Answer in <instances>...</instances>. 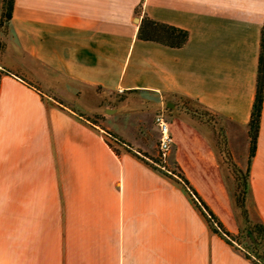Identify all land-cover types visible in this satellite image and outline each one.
<instances>
[{
    "label": "crops",
    "instance_id": "obj_1",
    "mask_svg": "<svg viewBox=\"0 0 264 264\" xmlns=\"http://www.w3.org/2000/svg\"><path fill=\"white\" fill-rule=\"evenodd\" d=\"M143 16L188 41L139 40ZM263 29L264 0H14L0 29V264H254L181 185L105 136L153 157L135 130L126 136L104 114L93 124L97 113L79 104L138 91L217 116L213 127L175 107L165 164L236 235L243 219L218 131L244 171ZM246 208L264 227V93Z\"/></svg>",
    "mask_w": 264,
    "mask_h": 264
},
{
    "label": "trees",
    "instance_id": "obj_2",
    "mask_svg": "<svg viewBox=\"0 0 264 264\" xmlns=\"http://www.w3.org/2000/svg\"><path fill=\"white\" fill-rule=\"evenodd\" d=\"M13 7L14 0H2L0 14V29H2L3 32H5V28H7V25L12 18ZM137 38L141 41L155 42L169 48L179 49L183 47L188 41V32L171 25L154 21L147 16H143L138 27ZM1 48L2 45H0V50ZM5 72L9 73L8 71ZM263 93L264 29L262 32L261 49L257 68L256 94L248 125V136L250 146L247 168L242 171L233 163L229 153L225 148V144L222 150L225 154L226 163L230 167L231 172L236 181L235 202L237 208L240 210V214L244 223V227L236 235L231 234L225 229L221 221L202 200V198L192 187L190 182L186 179L183 172L177 167V165H175V167L178 172L175 173L174 171L167 169V166L164 163H161L159 159L151 157L147 153L133 151L132 147L128 143H126L122 138L118 137L117 135L111 132L105 131L106 138L113 140V142H115L118 146L122 147L125 151L135 155L146 165L150 166L153 170L157 171L158 173L167 178L174 180L176 183L181 185V187L190 197L193 205L196 207V209L199 210V212L206 220L210 230L221 238H223L230 245H233L240 249L248 259L252 260L254 264H264V227L260 223H252L250 221L246 212L245 201L248 192L249 164L255 154L258 132L260 127ZM243 235H245V237L250 242L253 253L252 255L249 254L247 250L248 247L245 248L240 246L239 237ZM234 243H236L237 246L234 245Z\"/></svg>",
    "mask_w": 264,
    "mask_h": 264
},
{
    "label": "rangeland",
    "instance_id": "obj_3",
    "mask_svg": "<svg viewBox=\"0 0 264 264\" xmlns=\"http://www.w3.org/2000/svg\"><path fill=\"white\" fill-rule=\"evenodd\" d=\"M167 100L169 99H161L158 95L153 93L134 91L116 93L112 95L111 99L103 103L100 108L97 106V99L90 95L84 96L80 100L79 105L85 112L97 113L95 116L88 118L93 124H95L97 120L101 118V115L104 114L107 118L106 125L115 128L126 136H132L134 133L133 131L135 130L137 139L143 141L147 149L153 154V157L159 159L161 163L165 164L167 154L163 156L159 148L160 132L155 122L157 115L164 113L169 121L171 111L177 107L179 112L186 113L194 119L205 121L213 127L218 125L219 120L217 116L207 112L192 100L182 97L178 98L176 104L172 101L169 102L173 107H168L166 105ZM105 109L106 112H104ZM108 142H110V145L115 151H119V149L122 148L109 138ZM218 142L220 148L223 150L225 141L222 129H219L218 131ZM167 169L174 171L175 173L178 172L175 166H167ZM246 212L250 219L247 208ZM250 221L254 223L251 219ZM239 243L241 247H248L247 250L249 254H253L250 242L245 235L239 237ZM234 245H236V243H234Z\"/></svg>",
    "mask_w": 264,
    "mask_h": 264
},
{
    "label": "built area",
    "instance_id": "obj_4",
    "mask_svg": "<svg viewBox=\"0 0 264 264\" xmlns=\"http://www.w3.org/2000/svg\"><path fill=\"white\" fill-rule=\"evenodd\" d=\"M155 122L160 132L159 148L163 156H165L172 147V137L170 135L169 121L164 113L156 116Z\"/></svg>",
    "mask_w": 264,
    "mask_h": 264
},
{
    "label": "water",
    "instance_id": "obj_5",
    "mask_svg": "<svg viewBox=\"0 0 264 264\" xmlns=\"http://www.w3.org/2000/svg\"><path fill=\"white\" fill-rule=\"evenodd\" d=\"M168 107H173V105L171 104V103H168V105H167Z\"/></svg>",
    "mask_w": 264,
    "mask_h": 264
}]
</instances>
